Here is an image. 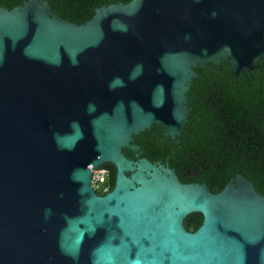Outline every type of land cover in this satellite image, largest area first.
<instances>
[{
    "label": "water",
    "instance_id": "water-1",
    "mask_svg": "<svg viewBox=\"0 0 264 264\" xmlns=\"http://www.w3.org/2000/svg\"><path fill=\"white\" fill-rule=\"evenodd\" d=\"M224 61L264 69V0H131L84 24L45 0L0 7V264H264L251 180L212 193L122 152L152 125L180 136L195 69Z\"/></svg>",
    "mask_w": 264,
    "mask_h": 264
},
{
    "label": "trees",
    "instance_id": "trees-1",
    "mask_svg": "<svg viewBox=\"0 0 264 264\" xmlns=\"http://www.w3.org/2000/svg\"><path fill=\"white\" fill-rule=\"evenodd\" d=\"M25 0H0V7L9 10ZM53 12L65 21L84 24L101 6L128 3L131 0H45ZM262 67L263 63H256ZM195 70L197 79L192 81L188 93L193 111L184 125L183 152L174 150L168 166L174 170L183 184L207 185L212 193L221 191L237 174L251 180L256 191L264 196V69L256 68L250 75H238L228 66L208 64ZM153 127L158 128L157 125ZM147 132V131H146ZM145 149L144 157L150 162L162 161L171 151L157 139ZM199 160L196 163V155ZM132 157V156H131ZM206 161V173L199 178L189 175ZM107 182L97 189L115 186L111 171ZM203 216L193 213L184 220L188 232H195L202 224Z\"/></svg>",
    "mask_w": 264,
    "mask_h": 264
},
{
    "label": "flooded vegetation",
    "instance_id": "flooded-vegetation-1",
    "mask_svg": "<svg viewBox=\"0 0 264 264\" xmlns=\"http://www.w3.org/2000/svg\"><path fill=\"white\" fill-rule=\"evenodd\" d=\"M225 63H227L226 61H224ZM220 63H223V62H220ZM219 63V64H220ZM218 64V65H219ZM208 65V64H207ZM208 67V66H207ZM196 70V69H195ZM196 73V72H195ZM197 75V74H196ZM197 79V78H196ZM192 88V87H191ZM191 90V89H190ZM190 92V91H189ZM188 92V93H189ZM188 93H187V95H188ZM188 97H189V95H188ZM190 103V97H189V101H188V103H187V106L188 107H191L192 108V110H190L189 112H188V114L190 113V112H192L193 111V107L189 104ZM188 117V116H187ZM158 126V125H157ZM147 131V132H146ZM184 133H185V129H184V127H183V130H182V132H181V135L180 136H177L175 139H171L169 136H167V135H165V131L163 130V128L161 127V126H158V128H155V127H153V125L151 126V128L149 129V130H145L144 132H140L138 135H134L133 136V139H132V142H133V144L135 145V146H137L139 149L138 150H136V151H134V150H131V149H129V148H123L122 149V152H123V154H124V156L128 159V160H132V161H136V160H138V159H140V158H145L144 157V154H145V149H148L149 147H151L152 146V142H151V140L153 139V140H158L160 143H162L165 147H166V149H170V150H172L171 151V153H170V155L169 156H166V157H169L170 158V156H173L174 155V150L175 149H179L181 152H183V142H186V138L184 137ZM196 155V163L198 162V160H199V155L198 154H195ZM132 156V157H131ZM165 157V158H166ZM165 158H164V160H162V162L163 163H166L167 165H168V160H169V158H168V160L166 161L165 160ZM146 159V158H145ZM148 160V159H147ZM161 161V160H160ZM156 162H158V161H156ZM156 162H153V163H156ZM203 164L204 165H202V166H197V170H196V172L195 173H191L190 175H189V177H191V178H199V176L200 175H202V174H204V173H206V171H207V169H209V167L211 166V164H210V166L209 167H207V165H206V161H203ZM169 167V166H168ZM170 168V167H169ZM96 169H103V170H105L106 171V180H105V183L107 182V180H108V177L110 176V172L109 171H111V173H112V175H114L115 176V179H116V172H117V170H116V167H115V165H113L112 163H108V162H106V163H103V164H101L100 165V167H98V168H96ZM171 169V168H170ZM176 174V173H175ZM129 174H127V176H128ZM106 189H107V191L106 192H104L103 191V193H104V195L106 194V193H108L109 191H111L109 188H108V186H106ZM104 190V189H103ZM95 191H97V190H95Z\"/></svg>",
    "mask_w": 264,
    "mask_h": 264
},
{
    "label": "built area",
    "instance_id": "built-area-1",
    "mask_svg": "<svg viewBox=\"0 0 264 264\" xmlns=\"http://www.w3.org/2000/svg\"><path fill=\"white\" fill-rule=\"evenodd\" d=\"M106 180V171L103 169L95 170L91 175V186L94 190H97L104 186ZM104 192L107 191L104 187Z\"/></svg>",
    "mask_w": 264,
    "mask_h": 264
}]
</instances>
